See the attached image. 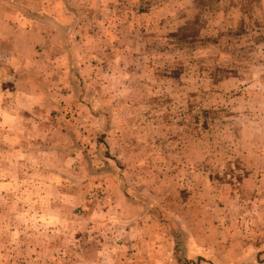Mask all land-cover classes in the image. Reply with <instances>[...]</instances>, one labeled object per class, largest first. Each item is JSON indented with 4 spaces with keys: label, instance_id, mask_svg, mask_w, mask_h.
<instances>
[{
    "label": "rangeland",
    "instance_id": "1",
    "mask_svg": "<svg viewBox=\"0 0 264 264\" xmlns=\"http://www.w3.org/2000/svg\"><path fill=\"white\" fill-rule=\"evenodd\" d=\"M0 264H264V0H0Z\"/></svg>",
    "mask_w": 264,
    "mask_h": 264
}]
</instances>
